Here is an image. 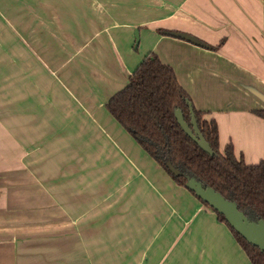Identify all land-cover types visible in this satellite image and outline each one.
I'll use <instances>...</instances> for the list:
<instances>
[{"label":"crops","instance_id":"obj_1","mask_svg":"<svg viewBox=\"0 0 264 264\" xmlns=\"http://www.w3.org/2000/svg\"><path fill=\"white\" fill-rule=\"evenodd\" d=\"M150 53L264 160V0H0V264H252L106 108Z\"/></svg>","mask_w":264,"mask_h":264},{"label":"trees","instance_id":"obj_2","mask_svg":"<svg viewBox=\"0 0 264 264\" xmlns=\"http://www.w3.org/2000/svg\"><path fill=\"white\" fill-rule=\"evenodd\" d=\"M159 33L168 34L162 30ZM200 42L205 45L203 48L212 50L223 45V41L217 47ZM187 101L192 102L173 68L164 64L155 53H150L130 76L129 85L115 95L106 108L178 185L186 188L187 176L195 177L205 187L236 202L240 211L251 220H264V160L257 165H248L243 157H236L232 144H228L222 153L217 122L205 120L204 113L194 108L199 130L215 155L205 153L184 133L176 119L175 112L180 109L186 122L191 124ZM256 114L264 118V111ZM168 161L184 175L174 176L167 167ZM215 213L218 220L229 227L252 264H264V253L236 233L224 216Z\"/></svg>","mask_w":264,"mask_h":264},{"label":"water","instance_id":"obj_3","mask_svg":"<svg viewBox=\"0 0 264 264\" xmlns=\"http://www.w3.org/2000/svg\"><path fill=\"white\" fill-rule=\"evenodd\" d=\"M168 35L200 47H205V45L201 43L197 38L185 33L168 32ZM135 38V48L137 49L140 45L139 31H136ZM187 104L190 109L191 124H188L186 122L182 110L178 109L176 110L175 115L180 127L182 128L184 133L192 141H194L205 153L209 154L210 156H214L215 153L212 150L210 144L205 140L199 130L192 102L187 101ZM167 167L174 176L181 177L184 175L170 161L167 162ZM186 188L189 191L193 192L198 199L207 204L215 212L224 216L226 222L236 233H238L253 247L258 248L262 253H264L263 219L257 221L251 220L242 211H240L236 202L226 199L222 194L218 193L211 187H205L195 177L187 176Z\"/></svg>","mask_w":264,"mask_h":264},{"label":"rangeland","instance_id":"obj_4","mask_svg":"<svg viewBox=\"0 0 264 264\" xmlns=\"http://www.w3.org/2000/svg\"><path fill=\"white\" fill-rule=\"evenodd\" d=\"M150 18V17H148ZM134 35L136 36V32L134 33ZM139 37H140V45H139V48H138V51H140V53H142L143 51H146L148 48H146L145 45H143V43L141 42V36H140V33H139ZM199 40V39H198ZM200 41V40H199ZM150 46H153V42L151 41L150 43ZM136 46V45H135ZM150 46H148L150 48ZM136 49V48H135ZM153 52V51H152ZM155 52V51H154Z\"/></svg>","mask_w":264,"mask_h":264}]
</instances>
